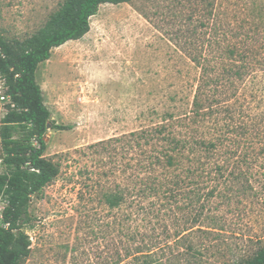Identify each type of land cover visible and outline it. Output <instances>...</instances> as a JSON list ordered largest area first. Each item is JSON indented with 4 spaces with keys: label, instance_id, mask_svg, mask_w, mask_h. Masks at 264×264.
Instances as JSON below:
<instances>
[{
    "label": "rangeland",
    "instance_id": "374dc122",
    "mask_svg": "<svg viewBox=\"0 0 264 264\" xmlns=\"http://www.w3.org/2000/svg\"><path fill=\"white\" fill-rule=\"evenodd\" d=\"M62 2L0 0V32L11 42H21L44 26ZM215 19L228 22L238 39L257 47L255 58H264V0H130L101 4L83 36L53 48L49 59L38 65L36 82L50 112L44 157L59 172L31 196V251L19 264H111L116 253L124 256L127 247L136 251L148 240L155 243L148 264H227L264 245L260 69L247 87L249 106L234 101L238 142L235 151L228 139L223 144L220 190L225 198L218 204L220 217H213L217 224L209 217H186L182 201L172 205L175 217H122L124 207L115 212L99 199L101 191L125 183L127 162L134 170L141 158L137 150L123 152V143L111 154L93 145L153 126L157 118L152 110L190 103L200 70L184 43L192 37L207 39V25ZM216 32L220 36V28ZM206 54L217 55V48ZM226 110L222 108V123L225 135L232 136L226 130L233 122ZM5 111V100H0V119ZM1 157L0 145L3 171ZM232 188L239 192L228 202ZM4 206L1 200L0 210ZM197 228L219 234L206 235ZM130 257L122 263L144 264Z\"/></svg>",
    "mask_w": 264,
    "mask_h": 264
},
{
    "label": "trees",
    "instance_id": "16d2710c",
    "mask_svg": "<svg viewBox=\"0 0 264 264\" xmlns=\"http://www.w3.org/2000/svg\"><path fill=\"white\" fill-rule=\"evenodd\" d=\"M128 1L63 0L45 25L25 40L11 42L0 32V75L4 80V93L13 103L12 107L6 105L0 119L1 163L4 166L0 171V201L5 203L0 218V264H19L29 256L31 241L27 230H33L35 220L29 211L31 196L39 193L59 172L58 166L44 157V135L50 112L36 82L37 67L49 59L53 48L83 36L89 30L90 18L101 4ZM218 22L215 19L207 25V39L198 41L192 37L189 43H184L185 50L200 70L186 107L178 108L174 104L172 109L152 110L157 118L153 126L93 145L111 154L123 143V152L137 150L139 153L141 159L134 170L133 164L126 163L130 171L125 183H115L113 188L99 193V199L109 210L117 212L124 207L122 217H175L172 205L182 201L184 207L180 208L186 210V217H196L195 220L209 217L217 224L213 217H220L218 204L225 198L220 190L223 144L228 139L235 151L238 142L234 135V101L241 99L242 106L248 107L249 81L258 73L256 70L264 71V58H255L257 47L238 39L228 22L225 25ZM191 27L196 26L191 22ZM217 27L221 30L220 36ZM195 32L193 29L192 35H196ZM214 48H217V55L208 56L206 53ZM222 108L227 109L233 121L226 128L232 136L225 135ZM51 127H55L52 122ZM244 130L249 132L250 124H246ZM233 178L240 179V175ZM236 192L233 188L229 190L227 201L239 191ZM212 228L196 230L210 236L219 234ZM148 241L136 247V251L127 247L124 256L116 253L111 264H124L123 260L130 256L131 260L148 264L154 252L151 247L155 246ZM227 264H264V245Z\"/></svg>",
    "mask_w": 264,
    "mask_h": 264
},
{
    "label": "built area",
    "instance_id": "2783aa9c",
    "mask_svg": "<svg viewBox=\"0 0 264 264\" xmlns=\"http://www.w3.org/2000/svg\"><path fill=\"white\" fill-rule=\"evenodd\" d=\"M4 80L2 76L0 75V100H5V107L6 105H10L11 107L13 106L12 101L10 100L9 96L5 95L4 93ZM5 205V203H4ZM0 218H1V210H0Z\"/></svg>",
    "mask_w": 264,
    "mask_h": 264
},
{
    "label": "water",
    "instance_id": "95a60500",
    "mask_svg": "<svg viewBox=\"0 0 264 264\" xmlns=\"http://www.w3.org/2000/svg\"><path fill=\"white\" fill-rule=\"evenodd\" d=\"M47 129L49 128V123L46 125Z\"/></svg>",
    "mask_w": 264,
    "mask_h": 264
}]
</instances>
